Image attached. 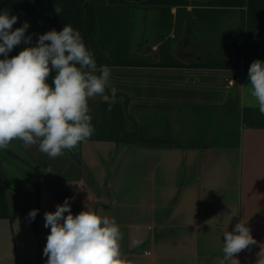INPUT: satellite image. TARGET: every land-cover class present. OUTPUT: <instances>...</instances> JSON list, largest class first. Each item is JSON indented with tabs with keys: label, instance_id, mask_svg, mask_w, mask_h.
Masks as SVG:
<instances>
[{
	"label": "crops",
	"instance_id": "crops-1",
	"mask_svg": "<svg viewBox=\"0 0 264 264\" xmlns=\"http://www.w3.org/2000/svg\"><path fill=\"white\" fill-rule=\"evenodd\" d=\"M201 1L141 8L147 20L157 9V18L142 24L134 51L113 58L122 65L108 67L115 100L110 88L89 100L95 131L75 148L80 165L64 151L56 174L33 181L39 211L34 234H23L28 262L46 264L44 214L66 198L73 215L88 205L115 218L125 264H219L223 235L240 221L256 243L235 258L264 261V128L244 120L258 106L235 52L247 8ZM11 215L0 223L29 228L21 209ZM8 237L16 248V235Z\"/></svg>",
	"mask_w": 264,
	"mask_h": 264
},
{
	"label": "clouds",
	"instance_id": "clouds-1",
	"mask_svg": "<svg viewBox=\"0 0 264 264\" xmlns=\"http://www.w3.org/2000/svg\"><path fill=\"white\" fill-rule=\"evenodd\" d=\"M61 11L55 5L56 14ZM17 20L8 10L0 11V55L4 57L0 59V150L7 151L10 142L18 140L25 149L38 144L40 152L56 158L93 135L89 100L109 88L115 100L117 89L110 87L109 68L97 69L82 34L68 24L59 32L52 29L39 35L35 46L9 58L15 46L32 43V36L25 35L28 22L12 30ZM52 71L56 75L50 85L47 79ZM248 77L250 96L264 115V61H253ZM71 199L44 214V227L50 228L43 249L46 264H125L115 218L100 215L88 205L73 215ZM38 211L31 210L29 218L34 220ZM223 237L219 264H239L235 256L256 243L247 223L241 221Z\"/></svg>",
	"mask_w": 264,
	"mask_h": 264
},
{
	"label": "trees",
	"instance_id": "trees-1",
	"mask_svg": "<svg viewBox=\"0 0 264 264\" xmlns=\"http://www.w3.org/2000/svg\"><path fill=\"white\" fill-rule=\"evenodd\" d=\"M158 1L159 0L121 1L120 3L129 5L125 6L115 2V0H111L108 5L104 3L107 1L103 0H0V11L8 10L10 15L18 17L12 30L21 27L24 22H28L30 26L26 30L25 35L32 36V43L30 45L21 44L15 46L9 53V58L18 55L24 47L35 46L39 35L51 31L52 29L59 32L68 24L82 34L85 45L94 54L97 69H100L102 66H120L122 65L121 62L113 60V58L109 57L101 47L99 8H103L104 10L112 8L113 6L128 10L132 7L131 4L149 7L156 5ZM208 1L214 7L219 6L226 9L247 8L246 11H243V19L237 30L235 52L238 53V57L236 65H238L241 60L245 63L247 62L248 67L257 59L264 61V0ZM55 5H59L62 8L60 15L56 14ZM3 58V55H0V59ZM244 120L250 126L264 128V115L260 114L259 109H245ZM40 171L43 173L42 170ZM7 184L8 180L0 175V220L12 218L6 195Z\"/></svg>",
	"mask_w": 264,
	"mask_h": 264
},
{
	"label": "rangeland",
	"instance_id": "rangeland-1",
	"mask_svg": "<svg viewBox=\"0 0 264 264\" xmlns=\"http://www.w3.org/2000/svg\"><path fill=\"white\" fill-rule=\"evenodd\" d=\"M103 1H107L104 2L107 5L111 2V0ZM121 1L123 0H115V2L125 5V3H120ZM198 1L202 2L201 0ZM125 6L129 5L127 4ZM131 6L132 7H130L128 10H125L122 7L116 8L113 6L112 8H107L104 10L103 8H99L100 44L106 54L111 58H115L120 50L128 53L134 51L137 44L139 43V29H141L142 24L147 22L150 24L157 18L155 17L157 9H151V16L149 17L150 20H147V17H143L144 10L143 12L141 10V8L143 9V6H137L134 4H131ZM214 16L215 18L212 17L213 20L219 19L224 21L220 15V12H216ZM236 25L238 26V24ZM242 64L244 67H248L247 62L245 63L242 61ZM55 75V71H52L48 77L47 82L50 85H52V80ZM9 145H18L17 147L14 146L15 148L13 149L19 153L23 160H26L32 165V167L29 168L20 160H14L12 158L11 160L3 152H0V159L3 162L4 169L8 173V177L10 179V182L9 179H7L8 184L6 185V195L9 204V210L11 213L12 211L19 212L21 209V212H24L28 215L31 210L37 209L38 205V185L33 183V181H38L40 176L38 173H36L35 169L38 168L42 170V172H47V170L51 169V171L56 174L62 166V158H50L45 153L39 151L38 144L33 145L31 148L25 149L22 142L13 140ZM65 154L63 155L64 160H70L69 156ZM71 162H73V160H71ZM19 220L20 219H17L16 221L13 220L14 222H11V224L9 221H3L0 223V237L2 240V243H0V264H33L28 262L29 255L26 252V248L24 249L23 239L24 232L25 235L26 232L29 234H34V228H32L34 227L33 221L26 219V223L28 222L27 224H30L29 228H26L25 223ZM13 231H15V234H13ZM9 232L12 235H16V248L15 244H10L11 239L8 237L10 234ZM27 249L28 251L30 250L29 248Z\"/></svg>",
	"mask_w": 264,
	"mask_h": 264
},
{
	"label": "water",
	"instance_id": "water-1",
	"mask_svg": "<svg viewBox=\"0 0 264 264\" xmlns=\"http://www.w3.org/2000/svg\"><path fill=\"white\" fill-rule=\"evenodd\" d=\"M1 151H2L6 156H8V157H10V155H12V153H13V156H12V157L14 158V160H20V159H22L21 156L19 155V153H18L15 149H11L9 146H8V150H7V151H3V150H1ZM10 151H11V153L9 154ZM65 152H66V154L69 156V158H70L71 160H73L77 165H80L81 161H80V158H79L78 156H76L77 151H76L75 148L72 149V150H65ZM12 157H11V158H12ZM13 158H12V159H13ZM21 162H22L24 165H26L27 167H29V168L32 167V165H31L29 162H27L26 160H23V159H22ZM0 168H1L2 172H3V176H4V177H7V176H8V173L5 171V169H4V164H3V162H2L1 159H0ZM35 171H36V173H38V174L41 173L40 169H38V168H36Z\"/></svg>",
	"mask_w": 264,
	"mask_h": 264
},
{
	"label": "flooded vegetation",
	"instance_id": "flooded-vegetation-1",
	"mask_svg": "<svg viewBox=\"0 0 264 264\" xmlns=\"http://www.w3.org/2000/svg\"><path fill=\"white\" fill-rule=\"evenodd\" d=\"M131 4V3H130ZM11 149H13V148H15L14 146H10V145H8ZM0 152H2L1 150H0ZM11 153V151L9 152V154ZM13 156V153H12V155H10V159H11V157ZM13 158V157H12ZM14 159V158H13ZM12 160V159H11ZM22 159H20V161H21ZM18 162V161H17ZM0 175L2 176L3 175V172H2V170H1V168H0ZM4 177V176H3ZM4 178H6V179H9V177L7 176V177H4ZM9 182H10V179H9Z\"/></svg>",
	"mask_w": 264,
	"mask_h": 264
}]
</instances>
